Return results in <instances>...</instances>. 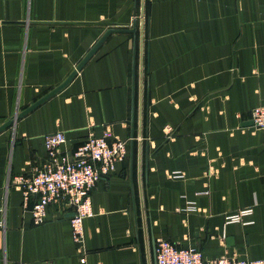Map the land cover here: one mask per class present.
<instances>
[{"label": "crops", "instance_id": "obj_1", "mask_svg": "<svg viewBox=\"0 0 264 264\" xmlns=\"http://www.w3.org/2000/svg\"><path fill=\"white\" fill-rule=\"evenodd\" d=\"M135 16V34H110L0 132V264H156L161 240L264 260V131L250 120L264 106V0H0V126ZM105 130L127 157L93 189L78 248L67 213L33 226V199L24 209L8 181L45 159V135L62 132L71 159ZM242 209L250 224L225 225Z\"/></svg>", "mask_w": 264, "mask_h": 264}, {"label": "built area", "instance_id": "obj_2", "mask_svg": "<svg viewBox=\"0 0 264 264\" xmlns=\"http://www.w3.org/2000/svg\"><path fill=\"white\" fill-rule=\"evenodd\" d=\"M140 16H135V20ZM251 128L264 131V106L251 110ZM167 138L172 129L164 128ZM65 143L62 132L47 134L43 137L45 159L32 168L28 175L15 176L8 181L22 196V207L27 208L31 199L33 204L29 210L33 226H40L46 221L50 207H57L68 217L71 240L80 248L84 243L83 222L93 216L91 193L101 176L114 172L118 164L127 157L126 142L113 137L105 130L100 137L88 134L82 144L72 153L71 159L62 154L60 148ZM215 171H208L207 176H214ZM187 211L196 209L190 206ZM252 216V209H242L225 217L227 224H250L245 219ZM4 223L0 222V230ZM84 261V257L81 259ZM156 264H264V260H240L221 257L205 260L201 252L195 248H184L161 240L155 246Z\"/></svg>", "mask_w": 264, "mask_h": 264}, {"label": "water", "instance_id": "obj_3", "mask_svg": "<svg viewBox=\"0 0 264 264\" xmlns=\"http://www.w3.org/2000/svg\"><path fill=\"white\" fill-rule=\"evenodd\" d=\"M116 32H128L131 34L136 33V20L134 19L131 23V28H110L108 29L101 38L93 45V47L87 52V54L84 56V58L78 63V65L75 67V69L70 73V75L56 88L48 92L46 95L38 99L36 102L31 104L28 108L18 113L16 116L11 118L10 120L6 121L3 125L0 126V132L4 131L5 129L12 127L15 122L22 117H24L26 114H28L30 111L38 107L40 104L57 94L59 91H61L64 87H66L70 81L77 75V73L81 70V68L84 66V64L92 57V55L96 52V50L99 48V46L103 43V41L112 33ZM252 125V122H251ZM72 214H67V217H70Z\"/></svg>", "mask_w": 264, "mask_h": 264}]
</instances>
